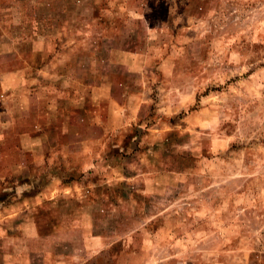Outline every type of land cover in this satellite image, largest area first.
Instances as JSON below:
<instances>
[{"label":"rangeland","instance_id":"374dc122","mask_svg":"<svg viewBox=\"0 0 264 264\" xmlns=\"http://www.w3.org/2000/svg\"><path fill=\"white\" fill-rule=\"evenodd\" d=\"M0 7V264H264V0Z\"/></svg>","mask_w":264,"mask_h":264},{"label":"crops","instance_id":"0c3cea01","mask_svg":"<svg viewBox=\"0 0 264 264\" xmlns=\"http://www.w3.org/2000/svg\"><path fill=\"white\" fill-rule=\"evenodd\" d=\"M4 7H6V6H4ZM1 8H2V7H0V10H1Z\"/></svg>","mask_w":264,"mask_h":264}]
</instances>
